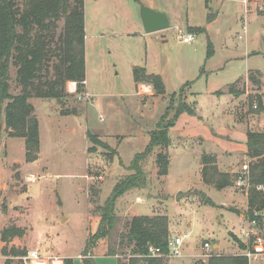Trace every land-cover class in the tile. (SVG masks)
Listing matches in <instances>:
<instances>
[{"label": "rangeland", "instance_id": "374dc122", "mask_svg": "<svg viewBox=\"0 0 264 264\" xmlns=\"http://www.w3.org/2000/svg\"><path fill=\"white\" fill-rule=\"evenodd\" d=\"M147 1L84 0L87 85L86 88L83 85L81 92L71 93L67 82V95L60 103L55 99L36 102L33 115L40 121L42 140L39 164L25 162L23 142L7 135L1 115L0 181L9 174L20 180L19 167L30 179L22 186L8 181L0 188V227L9 219L7 226H21L24 230L23 236L14 237L6 244L7 256L0 251L4 257L0 258V264H24L22 256L13 253L17 249H25V254L37 250L42 256L70 258L72 264H89L83 258V250L88 235L98 226L95 207L103 204L117 181L134 173L128 165L135 154L144 152L150 133L156 130L171 100L170 95L185 83L189 85L181 99L195 103V112L198 109L205 119L200 118L202 122L195 117L199 125L183 117L177 119L169 130L168 148L154 147L139 160L146 184L126 191L116 200L115 230L117 234L122 231L123 222L133 216L166 214L170 238L188 235L182 254L167 256V264H206L209 256L224 252L203 248L204 241L211 245L222 238L235 248L240 249L242 243L245 250L263 251L262 246L255 244L256 235L248 229L246 218L242 228L233 225L232 217L236 219L243 211L242 200L214 208L205 205L198 195L204 191L216 203L226 200L221 192L206 189L200 182L203 153L216 157L226 148L241 149L245 146L243 134L247 130H264V0H153L155 9L167 14L170 27L152 33L145 32L140 18L139 2ZM208 16H212L211 21L207 20ZM190 26L202 27L204 32L193 33ZM62 27L60 20L58 33ZM181 33L193 34V41L180 42L177 35ZM208 44L213 51L209 56ZM134 67L160 75L165 85L164 97L154 96L150 84L135 85ZM250 74L259 79V86L249 78ZM239 77L236 89L241 93L227 103L208 95L222 91ZM10 81V93L17 94L20 87L15 82L13 66ZM86 93L90 99L85 97ZM49 107L54 108L53 114L79 115L59 121L53 116L56 121L49 124ZM171 115L172 112L166 120ZM232 119L241 129H231ZM87 128L97 135L96 141L86 138ZM159 152L169 156L165 175L158 174L155 163ZM219 159L237 166L249 162L242 153H221L216 163L223 164ZM187 185L194 187L186 190ZM15 186L19 189H14ZM244 188L246 191L248 185ZM14 191H23V195ZM187 191L197 195L176 199L178 192ZM93 198L94 203L90 201ZM9 208L14 218H9V212L5 216ZM224 224L227 230L223 233ZM255 227L257 230L252 232L264 239V228L258 224ZM95 247L90 250L93 264H117V257L108 255L106 238L100 239ZM118 255L125 263L131 257H139L131 253V247L119 250Z\"/></svg>", "mask_w": 264, "mask_h": 264}, {"label": "trees", "instance_id": "16d2710c", "mask_svg": "<svg viewBox=\"0 0 264 264\" xmlns=\"http://www.w3.org/2000/svg\"><path fill=\"white\" fill-rule=\"evenodd\" d=\"M212 16L207 20L211 21ZM63 20L61 32H57L58 22ZM193 33L204 32L202 27H189ZM85 25L84 0H0V117L4 115L5 130L9 137L24 139V160L34 162L38 158L40 142L38 119L33 115L30 99H55L57 102L67 95L65 86L69 81L77 83V92L82 91L85 80ZM213 53L208 44L207 56ZM15 67V82L20 87L17 94H11L10 69ZM249 78L256 84L260 81L254 74ZM135 83L150 84L154 96L164 97L165 85L160 75L147 73L143 67H134ZM227 87V93L234 96L241 92L236 89L239 82ZM185 83L171 94L164 114L157 123L155 131L150 133L144 152L137 153L128 168L134 173L117 181L102 205H97L94 212L99 216L97 229L86 239L83 250L85 262L93 264L86 257L100 239L108 240V255L117 257V264H167L162 257L147 256V247L152 245L162 252L167 251L170 239L169 218L166 214L153 216L142 214L123 222V230H115L118 217L115 214L116 200L132 188H141L146 184V175L139 160L149 154L154 147L168 148L169 130L174 126L179 115H196L195 103H187L184 98ZM221 95L222 91H216ZM172 112L168 120L167 116ZM62 114H70L62 112ZM74 114V113H71ZM246 153L249 158L247 170V210L246 218L264 228V130L246 131ZM97 135L88 133L90 141H96ZM89 151V150H88ZM155 163L158 174L168 171L169 156L159 152ZM201 180L216 190L234 186L239 173L221 172L216 157L203 153L200 157ZM198 197L207 205L215 204L200 193ZM95 202L94 198L90 200ZM24 230L18 226H8L1 230L0 240L5 242L1 254L7 256V243L14 237H21ZM115 234V237H113ZM117 240L119 242L117 243ZM239 242V240H237ZM131 247L128 262L119 259L118 251ZM240 249H246L240 243ZM14 255H25L24 250H14ZM7 264V262H5ZM63 264H72L70 258H64ZM206 264H248L244 255H211Z\"/></svg>", "mask_w": 264, "mask_h": 264}, {"label": "crops", "instance_id": "0c3cea01", "mask_svg": "<svg viewBox=\"0 0 264 264\" xmlns=\"http://www.w3.org/2000/svg\"><path fill=\"white\" fill-rule=\"evenodd\" d=\"M238 1H241V0H238ZM142 3V2H141ZM142 4H145V5H147V6H149V7H151V8H153V9H155V8H157V7H155L156 5H155V2L153 1V0H148L147 2H145V3H142ZM211 5V4H210ZM240 8H241V6H240ZM242 9V8H241ZM155 10H158V9H155ZM218 10H219V8H218ZM242 13H243V10H242ZM190 27H197V26H190ZM85 37H86V35H85ZM160 37L162 38V41H165V39H164V35H160ZM255 71L256 70H259V69H254ZM259 71H261V70H259ZM148 73H150V72H148ZM247 73V72H246ZM245 73V74H246ZM244 74V75H245ZM241 77H239L238 79H240ZM237 79V80H238ZM237 80H235V81H233L232 83H230V84H233V83H235ZM85 81H86V78H85ZM135 83V82H134ZM230 84H228L222 91V94L221 95H217L214 91H212V92H210L208 95H211V96H213L214 97V99H215V101H218V100H221V99H223V102L225 103H227L228 101H229V99L231 100V98H233V97H235L234 95H232V94H229V93H227V87L230 85ZM86 85H87V81H86ZM86 85H85V88H86ZM135 85H136V83H135ZM138 85V84H137ZM148 87H149V89L150 90H153L152 88H151V86L150 85H148ZM219 91V90H218ZM191 94V93H190ZM200 94V93H199ZM136 95H137V92H136ZM198 96H200V95H198ZM187 97V96H186ZM194 98H196V96H193ZM216 98L218 99V100H216ZM39 100H41V101H43L44 99H39V98H32V99H30L29 101H30V103L32 104V106H33V108H34V112L36 111V109H35V104H36V102L38 101L39 102ZM193 101H195V102H197V105H198V101L196 100V99H194ZM222 107H223V105L221 104V108H220V112L221 111H223V109H222ZM54 108H52V107H49V114H47L48 116V121H49V124L51 123L52 124V122H54V121H56V120H54L52 117L53 116H56L57 117V121H59V120H61V119H64V118H66L67 116H78L79 114H60V113H56V114H53V112H52V110H53ZM197 112V115H188V114H186V113H182V114H180L179 115V117H178V120L179 119H181L182 117L184 118V119H186V121L188 120V121H190V122H192V123H195V121H196V125H199L198 124V121L196 120V118L197 119H200V118H204V117H202L201 116V114H200V111L197 109L196 110ZM35 114H36V112H35ZM196 117V118H195ZM207 118V117H206ZM38 119V118H37ZM205 119V118H204ZM201 120V119H200ZM202 121V120H201ZM205 121V120H204ZM203 122V121H202ZM239 123L237 122L236 124L235 123H233V119H232V123H231V129L234 131L235 129H241L240 128V124L238 125ZM38 127H39V142H40V148H39V153H38V158L34 161V162H30L31 164H39L40 162H41V159H42V140H41V125H40V121H39V119H38ZM89 129L87 128L86 129V138H88V133H90V131H88ZM231 134H233V133H231ZM231 134H230V136H231ZM212 135L214 136V137H218V135L217 134H215L214 132L212 133ZM230 136L229 137H226V138H230ZM243 137H244V140H245V142H246V134L244 133L243 134ZM13 138H16L20 143L21 142H23V148H24V139L23 138H20V137H13ZM199 139H201V142H207V141H205L203 138H199ZM209 140V139H208ZM213 141V140H212ZM216 141V140H215ZM214 142V141H213ZM210 144H212V143H210ZM2 146L3 147H5V142L3 141L2 142ZM1 147V146H0ZM236 147H234V148H226V150L225 151H223L224 153H227L228 155H233V154H238V153H242V154H244V156L247 158V156L245 155V153H246V145L244 146V147H242L241 149H235ZM86 150L88 151V144H87V146H86ZM223 152H220V153H218V154H216V158L218 157H220V155H221V153H223ZM249 159V158H248ZM220 160V159H219ZM226 160V159H225ZM221 161V163H223V164H217V167H218V169L221 171V172H230V173H239L240 174V171L242 170V166L243 165H248V164H241L240 166H237L236 164H227L228 162H226V161H222V160H220ZM26 162V161H25ZM217 162V161H216ZM27 163V162H26ZM201 164H199V171L201 172ZM22 167H19V169H18V171L20 170V180L19 179H17V180H15V179H13V178H11V176H10V174H9V179L8 178H6L5 180H2V181H0V188L3 186V185H5V183H8V181L10 182V184L11 183H13V184H15V183H20V185L22 186V185H24V183H27V181L30 179L29 177H28V174L26 173V172H22ZM200 176H201V174H200ZM13 179V180H12ZM200 182H201V184L203 185V187H205L206 189H215L213 186H211V185H207V184H204L203 182H202V180H201V177H200ZM236 186V187H235ZM235 186H230V187H226V188H224V189H221V190H217V191H219V192H221L222 194H223V197L225 198L226 197V200L224 201H222V202H219V203H216L210 196H208L207 194H206V192H204V191H201L202 193H204L205 194V196L206 197H208L214 204H215V206H214V208H216V206H224V205H226L227 203H233V202H236L238 199H240V200H242V206H243V211H242V213L240 214V215H236L235 217H236V219L235 218H233L232 217V219H234V222H233V225H235L236 226V228H242V226L243 225H245V224H243V221H245L246 219L248 220V218H246V215H245V213H246V210H247V190L246 191H244V189H246V188H244V186H237L236 184H235ZM192 187H194V186H191V185H187V187H186V190H190ZM19 189V187L18 186H15V188L14 189ZM238 188V190H236ZM216 190V189H215ZM9 191H11V190H9ZM243 192V194H240V192ZM12 192V191H11ZM8 193V192H7ZM7 193H6V195H7ZM14 193H19V196H21V195H23V191H18V192H15L14 191ZM196 193V192H195ZM193 194V195H197V194ZM1 194V193H0ZM205 205H207V204H205ZM212 207V206H211ZM10 209L11 208H9V209H7L6 210V212L4 213L5 214V216H8L7 215V212H9V218H11V217H15L14 215V213H12V211H10ZM218 210H220V211H222V208H217ZM245 209V210H244ZM13 212H15V211H13ZM263 213H264V211H262ZM262 213V214H263ZM264 216V215H263ZM246 218V219H245ZM8 221H9V219H8ZM7 221V222H8ZM231 221V220H230ZM7 222H6V225H2L1 227H0V231L2 230V229H4V228H6V227H8L7 226ZM232 223V222H231ZM247 224L249 225V230H250V232L251 233H253V234H255L256 235V237H255V244H257L258 243V240H260V242H261V245L260 246H262L263 247V252L260 254V257L259 258H257V260H256V264H264V239H263V237L262 236H259V235H257L255 232H252V231H255V230H257V229H255L256 227H255V225L252 227L251 225L252 224H254V223H252L251 221H247ZM228 225V224H227ZM251 226V227H250ZM20 228H21V226H19ZM227 226H225V224H224V229H222V231L221 232H223L224 233V231L225 230H227V228H226ZM244 232V231H243ZM245 234H246V236L247 235H249V232L248 233H246V232H244ZM250 236V235H249ZM254 236V235H253ZM221 238H222V236H221ZM14 241V240H13ZM222 241V242H221ZM205 242V241H204ZM208 242V241H207ZM12 243H14V242H12ZM98 243H99V241H98ZM97 243V244H98ZM243 243H245V242H243ZM96 244V245H97ZM187 244L188 243H186V246H187ZM5 245V242H3V241H1L0 240V250H1V248L3 247ZM211 246H212V248L213 249H215V250H217V251H220V252H224V253H222V255H226V254H232V255H236V254H239V251H240V253L241 252H244L245 251V249L243 250V249H239V248H235L236 246H233L231 243H229V242H227L225 239H219V240H217L215 243H213V244H211ZM95 248H97V247H95ZM95 248L93 249V250H95ZM91 251H92V249H91ZM90 251V252H91ZM228 251H230V252H228ZM240 255V254H239ZM94 255L92 254V252L89 254V259H91L92 257H93ZM0 258L1 259H3L4 257H2L1 255H0ZM263 258V259H262ZM63 259H64V257H63ZM203 263H205V262H203Z\"/></svg>", "mask_w": 264, "mask_h": 264}, {"label": "built area", "instance_id": "2783aa9c", "mask_svg": "<svg viewBox=\"0 0 264 264\" xmlns=\"http://www.w3.org/2000/svg\"><path fill=\"white\" fill-rule=\"evenodd\" d=\"M177 38L180 42L191 43L194 39V35L193 34L185 35L181 33L177 35ZM81 84L86 85V81L85 80L81 81ZM67 90L71 93L74 92L77 93V83L73 81H69L67 83ZM85 95H86L85 97H89L87 96L88 95L87 93ZM247 170H248L247 165H243L242 170L240 171L239 174L240 177L236 181L237 186L247 185V176H246ZM252 223H254V221H252ZM187 237H188L187 234H183V235H176L173 236V238H170L167 243V251L165 253L162 252L159 248L149 245L147 247V256L162 257V258H167V256L179 257L182 254L183 246L186 245ZM256 245L257 246L261 245L260 240H258V243ZM202 247L205 249H210V248L212 249V246L207 241L203 243ZM262 252L263 251L261 248H259L257 252L255 250L247 249L243 252V255L247 258L248 264H256V260L257 258L260 257V254ZM21 259H23L24 264H63L62 257L58 255L42 256L41 254L38 253L37 250L28 251L25 255L21 257Z\"/></svg>", "mask_w": 264, "mask_h": 264}, {"label": "water", "instance_id": "95a60500", "mask_svg": "<svg viewBox=\"0 0 264 264\" xmlns=\"http://www.w3.org/2000/svg\"><path fill=\"white\" fill-rule=\"evenodd\" d=\"M140 8V18L142 21L143 28L146 33L158 32L170 27V22L168 16L165 12L155 10L145 4L139 2ZM2 133V122L0 121V140ZM195 192L187 191V192H178L176 195V199L180 200V198L187 194H194Z\"/></svg>", "mask_w": 264, "mask_h": 264}]
</instances>
